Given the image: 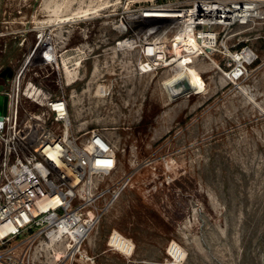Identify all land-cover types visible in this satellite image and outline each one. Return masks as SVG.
<instances>
[{
	"label": "rangeland",
	"instance_id": "1",
	"mask_svg": "<svg viewBox=\"0 0 264 264\" xmlns=\"http://www.w3.org/2000/svg\"><path fill=\"white\" fill-rule=\"evenodd\" d=\"M201 1L0 0V61L33 47L68 49L75 124L114 139L120 165L108 183L134 178L116 203L98 201L71 257L59 243L41 255L44 239L23 235L0 247V264H264V0H206L230 10L252 3L255 14L224 29L209 56L188 52L198 93L169 99L164 83L184 58L175 49L171 62L146 55L158 40L145 11ZM56 70L40 73L52 92Z\"/></svg>",
	"mask_w": 264,
	"mask_h": 264
},
{
	"label": "built area",
	"instance_id": "2",
	"mask_svg": "<svg viewBox=\"0 0 264 264\" xmlns=\"http://www.w3.org/2000/svg\"><path fill=\"white\" fill-rule=\"evenodd\" d=\"M214 5L222 7L219 1L206 0L189 9L155 7L187 15L188 10H203L191 22L190 14L155 20L154 29L148 30L158 40L153 45L170 49L162 62L176 59L169 60L171 53L190 33L197 37V47H210L206 49L208 53H203L206 56L224 45L223 30L240 22L241 16L228 22L225 14L218 15L214 22L206 23L205 18L212 14L204 8ZM239 5L233 10L222 8L232 13ZM63 49L33 47L21 57L0 61V84L4 87L0 94L7 97L6 114L0 112V247L26 235L34 241L44 239L39 242L41 255L50 245L59 243L56 250L71 257L96 222L98 201L105 196L106 206L116 203L134 178L126 173L108 183V178L116 177L120 165L114 139L100 129L75 124L72 96L66 90L77 78L71 83L66 78L68 65L64 57L68 49ZM1 51L6 53L8 47ZM195 53L202 55L197 50ZM54 66L57 92L50 91L40 77L43 69ZM8 67L13 75L4 79L1 73ZM51 233L58 236L55 241L51 240ZM49 258L53 256L49 254Z\"/></svg>",
	"mask_w": 264,
	"mask_h": 264
},
{
	"label": "bare ground",
	"instance_id": "3",
	"mask_svg": "<svg viewBox=\"0 0 264 264\" xmlns=\"http://www.w3.org/2000/svg\"><path fill=\"white\" fill-rule=\"evenodd\" d=\"M200 8H204V6L200 7ZM255 8V5L252 3L249 4H244V5H240L238 6V9L234 12H229V10L220 7L219 5H214L211 7H207L204 8L206 10V12H211L212 15L207 16L205 18V22L206 23H212L215 21V19L217 18V16H222L223 14H225V17L229 20L236 18L237 16H241L242 18H247V16L251 15V13L255 14V10L253 12L250 13V11H252V9ZM201 11H203L202 9L196 8L195 10H188L186 12H188L190 14L189 18V22L192 21L193 16L195 14H199L202 15ZM148 14H143L144 18H146V20L148 21H155L157 19H172L171 17H177L176 19H179L180 17H187L188 15L182 14L180 13V11H172L170 8H165V9H157V8H150L147 11ZM230 22V21H228ZM120 30L121 32H125V27L120 26ZM123 46H127V42L125 41L123 44ZM198 46V41H197V37H195L194 35H192L191 33L188 35V37L186 38L185 42H183L182 44H178L175 47V50L177 51V55L181 56V58H184L182 61L180 59H177L176 61V75L167 80L164 84H165V89L167 92V95L169 97V99L173 100L174 97H179V96H183L186 94H195L198 93L200 91V88L198 87L195 79L193 78V76L190 73V69L188 68V66L185 64L186 62V56H188V52L191 50H197L200 54H203L204 52H206L207 48L209 49L210 47H207L206 49L204 47H197ZM118 49L120 50H124V47H119ZM166 49V48H165ZM159 50V52H158ZM170 51V49H169ZM159 53V54H158ZM176 54V52H175ZM146 55L147 56H152L154 57V59H159L161 62L162 60L166 57L167 55V51H165L163 49V47H155L154 45H149L146 48ZM177 57V56H176ZM175 57V58H176ZM242 57V56H241ZM250 57L249 53H245L243 56V59H248ZM166 61H168V59H166ZM174 61V60H173ZM172 64V63H171ZM180 83H182V85L179 84H175L176 80L178 82V80H180ZM175 81V82H174ZM188 86L185 88V86L183 85H187ZM106 89L105 86H99L97 93L100 95H105L106 94ZM91 215H93V213H91ZM52 240H55L58 236L54 235L53 233L49 234ZM120 245H122L123 247H125V241H122V239L119 240L118 242ZM129 249V248H128ZM175 253V252H174Z\"/></svg>",
	"mask_w": 264,
	"mask_h": 264
},
{
	"label": "water",
	"instance_id": "4",
	"mask_svg": "<svg viewBox=\"0 0 264 264\" xmlns=\"http://www.w3.org/2000/svg\"><path fill=\"white\" fill-rule=\"evenodd\" d=\"M13 75V71L10 67L6 68L2 73L1 77L4 79H10ZM3 85L0 84V93L3 92ZM7 110V97L0 94V112L6 114Z\"/></svg>",
	"mask_w": 264,
	"mask_h": 264
},
{
	"label": "crops",
	"instance_id": "5",
	"mask_svg": "<svg viewBox=\"0 0 264 264\" xmlns=\"http://www.w3.org/2000/svg\"><path fill=\"white\" fill-rule=\"evenodd\" d=\"M71 114H72V112H71ZM73 116V115H72Z\"/></svg>",
	"mask_w": 264,
	"mask_h": 264
}]
</instances>
